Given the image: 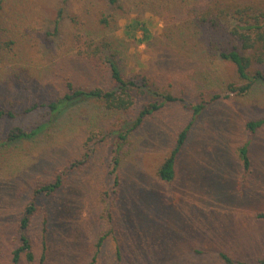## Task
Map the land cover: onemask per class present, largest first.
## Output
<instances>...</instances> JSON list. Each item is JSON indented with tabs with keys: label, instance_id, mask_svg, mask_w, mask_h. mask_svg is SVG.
Segmentation results:
<instances>
[{
	"label": "rangeland",
	"instance_id": "1",
	"mask_svg": "<svg viewBox=\"0 0 264 264\" xmlns=\"http://www.w3.org/2000/svg\"><path fill=\"white\" fill-rule=\"evenodd\" d=\"M90 1L95 7L91 5L88 13L84 8ZM216 1L226 11L264 5V0ZM59 2L4 0L0 14L2 42H12L0 49V62L12 66L39 91L50 93L58 90L55 82L59 79L54 71L39 72L66 56L43 48L40 33L54 18ZM104 5V0H69L68 18L75 21L76 29L92 30L99 27L95 22L105 11ZM87 13L91 16H85ZM182 17L173 10L137 9L105 31L111 48L122 58L126 75L144 72L157 93L182 99L162 108L130 134L117 155L120 183L116 191L108 173L114 138L108 130L117 116L92 101H72L55 117L49 135L1 150L0 241H4L0 242V255L4 260L0 263L10 264L15 216L29 185L52 180L69 158L83 161L82 151L90 155L83 169L66 176L65 193L61 190L51 198L60 197L57 205L47 203L57 210L48 220L45 260L39 262L38 218L31 227L36 259L32 263L22 259L21 264H86L96 250L95 264H219L220 252L235 261L256 264L264 255V221L255 219L264 212V125L252 135L245 128L247 122L264 118V83L253 85L245 95L229 92L230 85H243L235 67L207 54L203 44L196 46L212 34L206 30L197 35L196 30L186 28ZM69 19L65 16L66 36L59 49L68 48L75 30ZM133 20L138 25L130 27L128 34L127 25ZM160 22L162 30L157 27ZM142 25L149 31L148 38H142ZM212 38L225 49L234 44L227 34ZM253 65L250 72L261 69L264 73V64ZM64 73L58 71L59 76ZM214 95L219 97L211 102ZM26 101L18 84L7 80L1 85V105L13 102L19 109ZM201 102L208 104L198 116H191L188 105ZM44 116L45 110L38 109L28 116L0 121V136L13 127H33ZM192 118L189 137L178 156L176 177L165 184L156 172L173 148L175 134ZM248 142L251 173L243 177L234 153ZM100 238L102 244L96 248Z\"/></svg>",
	"mask_w": 264,
	"mask_h": 264
},
{
	"label": "trees",
	"instance_id": "2",
	"mask_svg": "<svg viewBox=\"0 0 264 264\" xmlns=\"http://www.w3.org/2000/svg\"><path fill=\"white\" fill-rule=\"evenodd\" d=\"M105 11H101L100 18L91 20L97 26L92 30L76 29V23L68 18L69 0H60L54 18L48 20L42 26L40 33L42 47L52 52H63L66 56L60 62H54L45 67L39 73L40 75L55 72L57 80L55 84L58 90L52 93L47 91H39L38 86L34 85L30 80H23L21 76L16 74L12 66H4L0 62V88L5 81H13L18 84L20 93L27 97V101L15 108L13 102H9L6 106L0 104V121L14 120L32 114L36 110H45L47 117L33 127L23 129L21 127H13L0 136V152L2 149L16 146L23 141L35 140L45 134L49 135L50 129L53 128L55 117L72 102L76 100L92 101L104 110L117 116L113 122L112 134L113 148L110 162L109 174L111 177V186L116 189L119 187L118 174V153L122 146L128 141L131 133H135L138 129L144 127L154 116H156L162 108L167 105L181 101L171 93H157L150 83L146 73L139 72L135 75H126L123 69L122 58L118 52L111 48V45L105 36V31L115 28L116 20L123 18L130 12L137 9H147L149 11L165 9L173 10L175 15L183 16L186 28L189 27L196 30V34L200 35V31H208L211 36L206 37L202 41H198L196 46L204 45L205 52L213 55L220 60L230 62L234 67L239 80L243 85L228 87L229 92H235L239 95H245L253 85L264 83V73L261 69L251 71L253 64H264V5L261 7H247L244 9H234L226 11L225 5L220 4L216 0H205L203 3L188 2L189 0H150L143 2L142 0H104ZM160 1V2H157ZM165 1V2H164ZM4 0H0V14ZM95 7L90 1L84 10L89 13V7ZM145 6V7H144ZM151 9V10H150ZM140 12V11H139ZM85 16L90 17V14ZM65 16L74 25L69 37L67 49H59L61 42L66 34L63 31ZM229 18V25L227 19ZM1 24V23H0ZM138 25L133 20L127 26L129 34L130 27L136 28ZM226 25V26H225ZM142 38H148L149 31L142 25ZM206 31V32H207ZM3 29L0 25V49L11 45L12 42H2ZM214 34H227L234 42L230 47L219 46L217 40L212 36ZM11 49V47L9 48ZM1 52V50H0ZM65 72L59 76L58 71ZM20 71H25L20 67ZM57 72V73H56ZM35 80H38L37 78ZM46 85V84H45ZM218 95L211 98V102L218 99ZM208 104V103H206ZM204 102L189 104L188 109L191 116L196 117L204 109ZM18 110V111H16ZM126 117V118H124ZM195 118H192L183 128L175 134V144L168 155L160 164L156 175L163 183H170L177 174V162L179 153L189 137L190 128ZM264 125V118L250 121L245 124V128L252 135L258 128ZM249 142L235 149V156L240 164L242 175L245 177L251 173V160L249 157ZM124 150V149H123ZM90 151V150H89ZM88 151H82L83 161H71L68 159L65 166L58 168L54 177L50 181L38 183L36 181L29 185L27 193L22 199V206L15 216V235L13 236V245L8 253L10 264H21L24 259L27 263H32L36 259L34 252V240L31 235L32 222L40 219L41 237L40 247L41 255L39 262L43 263L47 251V235L48 220L57 210L59 198L57 193L65 190L66 176L76 170H82V166L89 159ZM65 193V191H64ZM62 198V196H61ZM51 199V200H49ZM38 201L40 203L38 204ZM61 202V199H60ZM47 205L46 208L43 206ZM55 211V212H54ZM255 219L264 221V212L255 215ZM1 230V226H0ZM0 233V238H1ZM102 238L96 243L97 248L102 244ZM4 241L2 239L0 242ZM96 250L87 260L86 264H95L97 262ZM119 252V251H118ZM118 257L119 253H118ZM219 264H248L233 260L227 254L218 253ZM4 257L0 255V262ZM3 264V263H0ZM256 264H264V255L260 256Z\"/></svg>",
	"mask_w": 264,
	"mask_h": 264
},
{
	"label": "clouds",
	"instance_id": "3",
	"mask_svg": "<svg viewBox=\"0 0 264 264\" xmlns=\"http://www.w3.org/2000/svg\"><path fill=\"white\" fill-rule=\"evenodd\" d=\"M123 23H124V22L121 21V25H123ZM157 27H158V29L162 30L163 27H164V25H163L162 22H160V23H158ZM140 50H141V51L144 50V45H143V44L140 46ZM143 59L146 61V60L148 59V57L145 56V57H143Z\"/></svg>",
	"mask_w": 264,
	"mask_h": 264
}]
</instances>
